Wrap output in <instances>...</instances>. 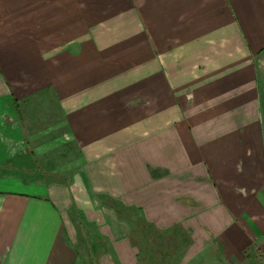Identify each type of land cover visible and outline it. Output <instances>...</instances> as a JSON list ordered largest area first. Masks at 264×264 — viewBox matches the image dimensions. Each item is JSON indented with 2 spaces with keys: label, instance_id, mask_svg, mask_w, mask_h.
Instances as JSON below:
<instances>
[{
  "label": "crops",
  "instance_id": "1",
  "mask_svg": "<svg viewBox=\"0 0 264 264\" xmlns=\"http://www.w3.org/2000/svg\"><path fill=\"white\" fill-rule=\"evenodd\" d=\"M39 97L83 196L8 127ZM87 225L110 264L150 229L189 264H264V0H0V264H84Z\"/></svg>",
  "mask_w": 264,
  "mask_h": 264
},
{
  "label": "rangeland",
  "instance_id": "2",
  "mask_svg": "<svg viewBox=\"0 0 264 264\" xmlns=\"http://www.w3.org/2000/svg\"><path fill=\"white\" fill-rule=\"evenodd\" d=\"M39 101L41 103L39 107L37 105L29 107L30 104L24 106L22 118L13 114L6 116V120L10 122L8 127L15 136L20 135V129L23 137L21 152L36 161L38 170L48 174V176L44 175L46 179L70 182L79 195L83 196L76 175L78 145L72 142L70 136L60 126L61 122L59 123L55 117L53 107H45L51 105V102L46 104L48 101L46 97H39ZM27 103L30 102L26 101ZM26 138L37 141L36 144L31 145L34 148V154L31 156L32 150ZM18 146V143H11L9 150L16 152ZM154 231L151 229L145 231L147 238L139 241L138 247L142 249V254L140 253L139 256L141 264H189L190 259L187 255L191 240L183 231L180 230L178 234L173 229L161 234H157L156 229ZM76 249L84 264H110L107 241L94 230V227L87 225L79 228ZM210 253L214 264H221L219 261L222 257L219 251L213 249ZM201 261H203L202 256H199L192 264H205Z\"/></svg>",
  "mask_w": 264,
  "mask_h": 264
}]
</instances>
